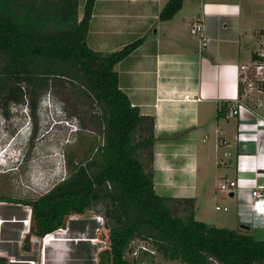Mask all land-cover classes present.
Instances as JSON below:
<instances>
[{
    "label": "trees",
    "instance_id": "obj_1",
    "mask_svg": "<svg viewBox=\"0 0 264 264\" xmlns=\"http://www.w3.org/2000/svg\"><path fill=\"white\" fill-rule=\"evenodd\" d=\"M95 1L87 0L80 18L79 0H0V116L10 118L13 105L29 106L33 145L39 104L54 90L68 96L75 112L85 108L96 133L92 139L77 129L64 153V178L38 198L17 201L33 220L24 247L32 235L44 237L100 206L109 243L101 264H128L134 240L183 264H264L263 238L197 220L195 198L156 191L155 117L131 103L116 68L142 40L113 52L92 49L87 34ZM183 2L168 0L160 19H172ZM86 144L79 160L78 148ZM146 258L154 256L144 252L136 261ZM7 262L0 256V264Z\"/></svg>",
    "mask_w": 264,
    "mask_h": 264
},
{
    "label": "crops",
    "instance_id": "obj_2",
    "mask_svg": "<svg viewBox=\"0 0 264 264\" xmlns=\"http://www.w3.org/2000/svg\"><path fill=\"white\" fill-rule=\"evenodd\" d=\"M86 2L79 0L80 18L84 16ZM167 2L96 0L87 43L96 51L113 52L142 40L116 68L119 86L131 103L142 114L155 117L154 163L162 177L159 184H166L174 177L175 168L169 157L180 160V174L192 179L199 173L204 175V166L207 171L213 162L227 166L234 160V175L214 173V178L218 188L223 182L241 178L240 191L238 188L226 191L236 200L238 210L240 196L243 200L249 199L250 188L256 181L264 182V170H261L264 168V123H257L249 113L226 118L225 111L235 98L253 105L255 97L262 96L249 94L247 83L241 77L245 72L250 80L255 75L252 69L242 70L241 66L251 64L264 43L259 36L260 31L264 32V23L259 17L264 0H184L172 19L161 20L159 14ZM197 20L204 25L202 35L191 31ZM201 132L203 143L212 135L215 140L218 137V142L200 147ZM169 135L187 139L171 155L167 152ZM189 142L194 144L190 146ZM222 148L227 159L219 162ZM201 154L205 159L203 164L199 162ZM258 168L260 174L256 173ZM154 184L157 191L156 175ZM55 240L59 238L55 236L45 244ZM44 257L46 264V251Z\"/></svg>",
    "mask_w": 264,
    "mask_h": 264
},
{
    "label": "rangeland",
    "instance_id": "obj_3",
    "mask_svg": "<svg viewBox=\"0 0 264 264\" xmlns=\"http://www.w3.org/2000/svg\"><path fill=\"white\" fill-rule=\"evenodd\" d=\"M259 17L264 23V10ZM259 36L264 39V32L260 31ZM67 97L66 94H57L52 90L42 99L38 109L37 133L33 145L30 135L33 131L34 119L31 117L29 106L13 105L10 107V118L0 116V256L8 259L7 264H31V262L44 264L45 251L46 264H101L100 253L109 246L108 229L104 226L101 208L98 206L89 209L85 214L70 217L67 227L59 228L55 232L59 240L52 241L50 245H46L42 237L32 235L26 244L27 248L24 247L25 237L30 230L25 221L29 216L30 208L17 201L38 198L64 178L66 175L64 153L67 145L74 143L77 129L82 128L81 130L92 139L96 136L85 108L78 109L82 111L81 113L75 112ZM198 137L199 142L197 138L196 143L198 142L200 147L215 143L218 139L217 137L215 140L212 135L203 143L204 134L201 132ZM166 138L171 141L168 143L170 150L167 149L169 155L171 152L175 153L179 143L186 139L181 135H169ZM96 140L98 142V136ZM159 143L158 140L157 148ZM89 146L90 144H86L78 148L79 160H84V150H88ZM14 148H17L21 155L17 164L12 167L6 163L11 161L12 155H18ZM191 153L194 154L195 151ZM219 157V162L227 159L223 148L220 149ZM169 158L175 169L172 172L174 177L166 184H159L162 181L158 173L159 167L155 163L153 165L159 194L195 197L197 220L220 228L246 231L264 239L263 229L253 227H249V230L244 229L237 213L236 200L231 199L228 192L220 190L214 178V173H217V176H222L226 172L234 175V160L232 164L228 162L229 166L213 162L214 164H209L207 171V167L204 166V175L199 173L192 179L190 176L183 177L180 174V160ZM204 161L201 154L199 162L203 164ZM2 197L8 200L3 201ZM225 207L228 210H225ZM32 223L33 220L31 225ZM138 244L140 242L128 249L126 254L128 264H183L179 261L167 260L161 254L155 255L153 259L146 258L138 262L136 259L140 256L133 255V250L138 248ZM11 261L15 262L11 263Z\"/></svg>",
    "mask_w": 264,
    "mask_h": 264
},
{
    "label": "built area",
    "instance_id": "obj_4",
    "mask_svg": "<svg viewBox=\"0 0 264 264\" xmlns=\"http://www.w3.org/2000/svg\"><path fill=\"white\" fill-rule=\"evenodd\" d=\"M191 31L194 34L202 35L204 32L203 23L199 20L195 21L192 24ZM241 69L242 70L252 69L255 75L254 79L251 80L248 74H246V72L245 75L241 77L243 79V82L247 83V91L249 92V94L261 93L262 96H256L253 105L242 103L238 98L233 99L234 103L230 104L226 108L225 117L232 118L239 116L242 113H249L256 118L257 123L258 122L264 123V43L257 55V58L251 61V64L249 65H242ZM261 170H264V168H262ZM259 171L260 168H258L256 173L260 174ZM240 179L241 178L237 177L236 179H231L227 182H223L220 184L219 188L223 191H228V192L233 191L234 188H238V191H240L241 190ZM225 210H227V207H225ZM237 211L240 222L243 223L244 226L253 227L254 229L264 230V182L256 181L255 186L250 188L249 199L243 200L240 196ZM25 221L30 229L31 209L29 216ZM56 231L48 233L44 237H42L43 242L45 243L46 241H50L51 238L55 236ZM137 242H140V244H138L137 249L133 250V255L139 257L141 253L144 252H147L153 256L158 254L157 250L145 241L134 240L131 243V246H133V244Z\"/></svg>",
    "mask_w": 264,
    "mask_h": 264
},
{
    "label": "clouds",
    "instance_id": "obj_5",
    "mask_svg": "<svg viewBox=\"0 0 264 264\" xmlns=\"http://www.w3.org/2000/svg\"><path fill=\"white\" fill-rule=\"evenodd\" d=\"M14 149L18 153V155L17 154L12 155V158H10L11 161L9 163L8 162L6 163V164H8V166H12V167L17 164V162L19 161V156L21 155L17 148H14ZM19 150H20V148H19Z\"/></svg>",
    "mask_w": 264,
    "mask_h": 264
},
{
    "label": "bare ground",
    "instance_id": "obj_6",
    "mask_svg": "<svg viewBox=\"0 0 264 264\" xmlns=\"http://www.w3.org/2000/svg\"><path fill=\"white\" fill-rule=\"evenodd\" d=\"M55 237V236H54ZM53 238V237H52ZM46 243H48V241H46Z\"/></svg>",
    "mask_w": 264,
    "mask_h": 264
}]
</instances>
